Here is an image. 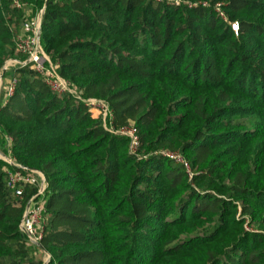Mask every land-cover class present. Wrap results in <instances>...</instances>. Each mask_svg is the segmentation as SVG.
I'll use <instances>...</instances> for the list:
<instances>
[{
    "label": "trees",
    "instance_id": "16d2710c",
    "mask_svg": "<svg viewBox=\"0 0 264 264\" xmlns=\"http://www.w3.org/2000/svg\"><path fill=\"white\" fill-rule=\"evenodd\" d=\"M26 1L45 7L41 44L81 98L30 64L10 73L0 264H34L20 224L37 187L7 186L24 168L47 181L46 264H264V0ZM22 14L0 0V71L24 58ZM132 124L136 149L115 132Z\"/></svg>",
    "mask_w": 264,
    "mask_h": 264
},
{
    "label": "built area",
    "instance_id": "2783aa9c",
    "mask_svg": "<svg viewBox=\"0 0 264 264\" xmlns=\"http://www.w3.org/2000/svg\"><path fill=\"white\" fill-rule=\"evenodd\" d=\"M170 2L180 4L181 0H168ZM13 6L17 9H21L22 21L18 31L15 34L14 42L16 51L23 55L22 60L16 58L9 59L7 62H17L21 66L30 64L33 69H35L40 75L43 76L47 84L50 86L52 91L59 94H73L78 98H81V92L78 88L66 81L58 72V65L54 64L50 56L44 50L41 44V25L44 11L35 13V7L31 3H27L22 0H12ZM190 5H197L196 3H190ZM207 5V3H204ZM216 10L218 13L226 17L224 11L222 10L221 4L216 5ZM35 13V14H34ZM233 28L238 31V24L234 23ZM19 65V66H20ZM17 78L13 76L8 87L6 88V99L10 98L16 89ZM90 107L91 112L98 111L99 115L95 117H102L105 122V126L114 131L113 127L107 126V116L112 117V113L109 104L101 99L91 98L83 99ZM118 134L124 135L131 140L132 149H136L139 144L138 136L134 128V124L129 127H125L121 130L115 131ZM10 144L11 139H8ZM168 156L177 158L178 161H186L179 155L173 153H167ZM10 156V155H9ZM12 166H18V164L11 158L7 161ZM27 185H32L37 187V193L29 200L23 219L20 224L22 232L26 235L28 243L41 245L43 239L44 225L47 219V211L45 208V190L47 188L46 177L42 172L36 170L25 169L20 170H9L7 186L12 191L16 197H22L24 195V189Z\"/></svg>",
    "mask_w": 264,
    "mask_h": 264
},
{
    "label": "rangeland",
    "instance_id": "374dc122",
    "mask_svg": "<svg viewBox=\"0 0 264 264\" xmlns=\"http://www.w3.org/2000/svg\"><path fill=\"white\" fill-rule=\"evenodd\" d=\"M22 1L29 3L26 0H22ZM44 8L45 7L34 8L35 13H39L41 11H44ZM16 59L22 60L23 58L18 57ZM19 65L20 64L17 62H10L9 61L5 64L3 69L0 71V102H2L3 100L6 99V88L8 87L11 79L13 78V75H11L10 73ZM93 113L95 116L99 115L98 111L94 110ZM108 117L109 116H107V119H108ZM9 146H10V144L7 140V154H4V152L0 149V157L5 161H9V159H10V156L8 155L9 154V152H8ZM49 218H50V215H49ZM47 220H48V216H47L46 221ZM28 245H29V250L31 251L29 256L32 258L34 264H39L40 262H43L46 264L50 260V257H51L50 253L46 249H44L42 247V245H35L33 243H31V244L28 243ZM27 264H28V262H27Z\"/></svg>",
    "mask_w": 264,
    "mask_h": 264
},
{
    "label": "water",
    "instance_id": "95a60500",
    "mask_svg": "<svg viewBox=\"0 0 264 264\" xmlns=\"http://www.w3.org/2000/svg\"><path fill=\"white\" fill-rule=\"evenodd\" d=\"M39 37L41 38V35Z\"/></svg>",
    "mask_w": 264,
    "mask_h": 264
}]
</instances>
